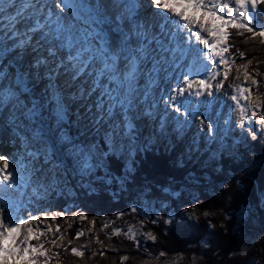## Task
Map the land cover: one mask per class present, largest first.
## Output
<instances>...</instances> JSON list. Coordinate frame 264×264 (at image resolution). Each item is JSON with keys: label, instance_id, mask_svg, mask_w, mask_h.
Masks as SVG:
<instances>
[{"label": "snow or ice", "instance_id": "1", "mask_svg": "<svg viewBox=\"0 0 264 264\" xmlns=\"http://www.w3.org/2000/svg\"><path fill=\"white\" fill-rule=\"evenodd\" d=\"M151 3L157 9L169 7L168 4H161L160 0H151ZM258 3H264V0H236L233 7L234 10L243 9L240 15L251 23L253 18L250 11L255 12ZM249 4L250 11L247 7ZM184 6L205 7L202 3ZM229 6L224 3L212 4L210 7L227 9ZM136 8V0H0V124H7L6 130L17 134L26 133V151L27 148H35V151L28 153L29 157H42L46 164H53L55 171L57 153L66 150L76 159L80 170L90 169L96 159L92 148L75 141L63 131L73 105L77 109L74 113L75 124L82 136L86 138L93 131L103 130L106 139L112 142L110 146L113 149L116 142L134 138L137 132L135 122L142 117L151 119L154 116L150 111L154 102L145 107L148 92L139 87L138 77H143L147 71L148 83H155L156 76L165 73L170 64L183 54L173 44L171 25H176L177 32L184 27L175 17L193 25L200 21L174 8L171 17L167 13L160 17L166 23L155 20L140 24ZM209 15L224 19L216 12L210 11ZM110 20L117 22L119 51L108 44L100 28ZM120 22H123V26ZM236 27L246 28L248 32L264 37V26L258 31H254V26L245 24ZM186 30L189 39L194 36L204 49H212V52L201 49L197 51V56L211 60L213 65L217 64L218 61L214 59L219 55L215 51L216 44L210 43L200 29L194 32L191 28ZM213 34L223 38L215 25V19L208 32V35ZM9 56L15 60L14 69L10 63H5ZM146 62L152 65L150 71L144 67ZM201 75L207 77L206 72H196L191 77L185 74L181 78L183 83L173 87L163 98V103L176 113L195 116L190 107L193 101L189 97H200L202 91L210 89L212 85L206 83L205 79H199L194 91H189L188 96H184V93L192 89L193 82ZM39 84H44V92L38 100H30L29 97L39 91ZM208 95L211 96L212 92L208 91ZM45 113L54 119L55 130L45 119ZM181 123L187 124V120L181 122L177 119V135L183 131ZM204 123L201 120V124ZM206 128L205 134L215 138L216 126L207 123ZM249 131L255 139L256 132ZM164 132L165 122L161 120L160 134ZM45 136L52 141L54 149L57 142L60 148L49 149ZM0 172L3 170L0 169ZM10 179L14 183L13 172L0 175V193L13 186L8 183ZM8 207L0 196V259H4V254L8 253L23 260L29 248H5L4 242L14 240L16 230L28 221L13 219L10 211L5 212ZM132 211L137 209L133 208ZM31 251L35 252L36 249L32 248ZM71 252L76 256L83 255L75 248Z\"/></svg>", "mask_w": 264, "mask_h": 264}, {"label": "trees", "instance_id": "2", "mask_svg": "<svg viewBox=\"0 0 264 264\" xmlns=\"http://www.w3.org/2000/svg\"><path fill=\"white\" fill-rule=\"evenodd\" d=\"M263 14L264 3H259L260 21ZM228 43L229 56L239 67L245 66L257 82L254 95L262 99V126L257 138L249 139L247 145L238 143L234 154L221 153L211 163H203L201 158L192 160L187 154L179 156L176 146L143 145L136 148L130 166L117 148H109L100 138L105 155L88 178L75 173L68 158L62 163L56 157L53 171V164L39 157L35 167L43 180L54 176L59 181L32 227L34 235L29 241L37 249L39 264L254 263V250L243 252L242 241L233 232L226 204L239 194L236 179L246 188L258 187L257 191L247 190L245 204L259 207L260 192H264V40L235 25L230 28ZM68 120L69 134H78L74 114ZM175 140L170 136L169 142L174 144ZM212 165L221 169L214 171ZM189 180L203 187L197 192L181 191L183 184L174 187V182ZM142 198L168 199L169 203L159 207L158 214L153 212L145 218L132 211ZM186 205L191 214L182 212ZM120 226L149 232L153 238L140 237L138 244L127 234L116 233ZM73 248L83 255H73Z\"/></svg>", "mask_w": 264, "mask_h": 264}, {"label": "rangeland", "instance_id": "3", "mask_svg": "<svg viewBox=\"0 0 264 264\" xmlns=\"http://www.w3.org/2000/svg\"><path fill=\"white\" fill-rule=\"evenodd\" d=\"M224 3H228L227 1ZM259 4V3H258ZM255 12L250 11V4L247 6L249 8L250 14L252 15V21H249L240 15L243 9L234 10L232 7H228L230 11H235L234 17H225L223 20L228 21V26L222 25L221 33L223 34V38H219L220 44L218 50H222L218 61L224 60L225 65L219 68L217 72L212 71L211 74H207V77H202L200 79H205L206 83H211L213 89L215 86L216 91L218 93L221 92V86H219V81L226 78H232L234 81V96L235 99L233 102H229L226 95L219 96L217 98V93H213L206 97L204 96L205 90L202 91L200 97H189L190 107L195 113V116L188 115L184 116L175 111L173 113L167 111L166 109H161L160 99L162 98L163 93L166 92L165 85L166 84H158V78L156 77L155 83L149 84L147 78V71H145V78L147 80V84L144 86H140L141 89H146L148 92V96L146 98L145 107H147L148 103L154 102V107L150 109L154 113V116L149 119L147 117H142L139 120H142V127L139 125L138 122H135L137 125V132L134 134V138L132 139H122L115 144V148L117 151L125 156L126 163L130 166L132 158L136 155V148H142L143 145H150V144H160L163 145L165 148L172 149L176 146V150L181 156L182 154H187L188 158L192 160H197L198 158L203 159V163H211L213 160L219 159L221 153H228L234 154L236 149L238 148V143H243L247 145L248 140L252 138L249 129L254 130L257 134L260 132V128L262 126V121L259 116L262 107V99L260 96L254 95L253 88L256 85V80L244 69V67H239L233 58L228 55V37H229V28L233 27L234 25L245 24L248 26H254V31L262 30V26H264V20L260 21L258 17V8ZM150 5H152L150 1ZM153 6V5H152ZM154 7V6H153ZM180 11L186 13L185 8H180ZM150 11H155L154 9H149ZM181 12V13H183ZM218 16H223L217 14ZM264 15V14H263ZM164 22H166L164 20ZM180 23V22H179ZM174 25V24H173ZM206 39L209 40L208 35H203ZM208 37V38H207ZM264 40V37H262ZM199 45L195 47L196 51L201 50ZM226 49V50H225ZM206 50V49H202ZM207 51V50H206ZM229 56V57H228ZM6 63H10L11 67L15 66V61L6 60ZM185 67V66H183ZM14 69V68H13ZM224 69V73L223 72ZM150 71V70H148ZM188 69H186V74ZM175 72L169 71L170 76L175 75L178 76V81L183 83L182 77L185 74L180 72L179 74H174ZM209 73V72H208ZM163 78H168L166 72L163 73ZM215 76H214V75ZM214 78L208 82V78L211 76ZM255 81V83H254ZM160 85V86H159ZM198 85V84H197ZM193 83L192 89L185 91L184 96H188L189 91H194L197 87ZM221 85V84H220ZM223 85V84H222ZM42 88L40 91L36 92L33 95L32 99L38 100L40 95L44 92V85L41 84ZM160 89V93L157 94L154 92V89ZM219 86V87H218ZM232 86V85H231ZM174 86H171L172 89ZM168 89L169 92L171 89ZM167 94H169L167 92ZM228 94V93H227ZM156 95V96H154ZM160 97V99H158ZM31 99V100H32ZM218 102V103H217ZM230 103V104H228ZM165 104V103H164ZM163 104V105H164ZM219 104V105H218ZM229 106V107H228ZM165 107H167L165 105ZM163 108V107H162ZM76 106L73 105L71 107V113L74 114L76 111ZM229 113V114H228ZM253 113H255V117H253ZM71 116V115H70ZM162 117V118H160ZM207 117V119H205ZM209 117H215V120L210 121L209 123H213L216 128L217 132L215 134V138H211L207 136L205 133L207 132L206 125L208 123ZM45 119L51 124L53 130L56 128V123L54 119L48 114L45 113ZM177 119L181 122L187 120V124L181 123V127L183 131L180 132L178 135L176 133V121ZM163 120L165 122V132L164 134H160V121ZM201 120H204V125L201 124ZM69 120L66 122L63 131H65L69 136H71L75 141L84 143L86 146L92 148V151L96 157L93 160L92 165L88 171H82L79 168V165L76 159L71 156L66 150L63 152H58L56 157L62 163H65V160L68 158L73 170L75 173L80 175L81 177L88 178L90 174L97 171V167L100 166L102 158L105 155L104 147L101 144L100 138H103L106 142V145L109 148H113L110 145L112 144L111 141H108L105 137L104 131L100 130L99 132L93 131L87 135V137H83L81 132L79 131L78 134L74 136L69 134ZM8 128L7 124H0V132L1 131H8L13 132L10 130H6ZM46 130V129H45ZM155 130V132H154ZM15 133V132H13ZM25 132H20L17 134L19 136V140L21 141V147H18L17 137L14 140H8L7 145L10 147H14L15 145V152L21 158L19 160L15 159L10 153L0 154V168H4L5 170L12 171L15 176V181L12 186V191H6L4 193H0V196L3 197L4 201L8 204V208L5 209V212H9L12 215L13 219H19L21 221L27 220V223H22L20 228L16 230L14 240H8L4 242V247L9 248L12 246H16L17 248H29V253L25 256L23 260H18L12 256H9L8 261L6 264H27V262H34V264H39L37 259V249L35 252H32V246L29 245V229H31V236L34 235V229L32 228L33 225L37 223V217L39 214L40 207L44 204L45 201L49 199V196L52 194L53 190L58 186L59 181L53 176L50 180H43V178L39 175V169L35 167V161H38V157H29L28 153L35 151V148H27L24 143V136ZM30 134V133H29ZM170 136L176 138L174 144L170 141ZM255 138V139H256ZM138 139H141L138 141ZM169 139V140H168ZM253 139V138H252ZM251 139V140H252ZM254 139V140H255ZM45 140H47V145L49 149H59L60 144L57 142L55 145V149L53 148L52 141L47 139L45 136ZM143 141V142H141ZM141 142V143H140ZM35 143V142H33ZM22 151V152H21ZM25 154V159L27 163H25L22 159L23 154ZM22 156V157H21ZM24 163V164H23ZM12 166L15 169H12ZM25 166V167H24ZM221 166L212 165V170L217 171L220 170ZM17 169V170H16ZM53 170V167L51 168ZM260 170V169H259ZM19 171L26 173L24 175L26 177H30L29 179H21V174ZM262 174L261 170L259 171V176ZM119 179V182L124 183L121 178L116 176ZM113 178V177H112ZM112 178L109 181H112ZM16 182V183H15ZM18 182V183H17ZM221 182V181H220ZM236 183L238 184V191L239 194L234 196L235 198L231 197V200L227 202V214L228 220L233 224V232L237 235V237L242 241L243 244V252H248L249 250H254V263L253 264H264V192H260V204L257 207L254 204H245V198L247 196V190L249 189L251 192L253 190L258 189L257 185H246L242 184L240 179H236ZM178 187L179 184H183L181 187V191L191 190L193 192L199 191L203 187L202 183L198 181H179L174 182ZM21 185L22 187H19ZM30 188V192L33 195L32 198H28V190ZM14 190V191H13ZM173 191V188H172ZM178 193V192H177ZM255 193V192H254ZM259 193V191L257 192ZM247 199V198H246ZM246 202V201H245ZM168 199H159V200H147L142 198L138 204H135L137 207L138 213H140L139 209H141L142 214L141 216L145 218H149L153 212L155 214L159 213V207L165 208L168 205ZM158 205V206H157ZM169 216L172 217V210H169ZM190 210L186 207L183 208V213L189 214ZM191 214V213H190ZM207 216H210V212L206 211L205 213ZM2 218V216H0ZM170 219V218H169ZM116 233H124L133 238L134 241L137 242L140 237H145L147 240H152L153 236L149 232L138 231L136 228H131L130 230H125L123 226L118 227L115 229ZM146 241V240H145ZM139 244V242H137ZM8 255V253H6Z\"/></svg>", "mask_w": 264, "mask_h": 264}, {"label": "bare ground", "instance_id": "4", "mask_svg": "<svg viewBox=\"0 0 264 264\" xmlns=\"http://www.w3.org/2000/svg\"><path fill=\"white\" fill-rule=\"evenodd\" d=\"M214 1L217 0H160L161 4H168V9H164V8H160L157 9L155 11H150L149 8H147L150 0H136V4H137V8H136V16L138 18V22L140 24H144L145 21H149V22H154L155 20H160L161 23H166L164 22V20H161L160 17L164 16L165 13L168 14L169 17H171L173 15L172 13V9L175 8L176 11L178 12H183L180 11V8H185L187 10L186 14L189 16H195L197 18H199L200 23L199 24H187L185 25V21L180 20L179 17H175L176 20H178L179 22L182 21V25L184 27L181 28V30L179 29V31L177 32L176 29V25H171V27L173 28V33L174 36H177V40L173 42L174 46L176 47V49L180 52H182L183 54L179 57V59H176L174 63H171L168 70L166 71L167 77L168 78H163L164 74H158L156 77L158 78V84H166L165 85V90L166 92L163 93L162 98L160 99V97H158V99H160V105L161 109H166L167 111L173 113L174 110L171 107H165V104L163 103V98L167 95V92L169 93V88L171 86H176L177 84H181V82L178 81V76L175 75H168L169 71L171 70L172 72H175L174 74H179L180 72H182V74H186V69H188V75L191 77L192 75H194L196 72H200V73H207V74H211L212 71L217 72L219 70L220 67H222L223 65H225V61L223 60L222 63H220L218 61V57L221 53L220 50H218L217 48H219V44H220V40L219 38L221 37L219 34H213V35H208L209 30L212 28V21L213 19H215V25L218 29H220V33H221V29H222V25L225 24L224 26L227 27L228 21L227 20H221V19H216L213 16L209 15V12H216L217 14L223 15L225 17H234L235 16V11H230L228 8L227 9H223V8H212L210 7L209 3H213ZM228 2V4L230 5V7H232V9H234V5H236V0H218L216 5H222L224 4V2ZM189 3L192 4H196V3H202L205 5V7H202V9H200V7H185L184 5H188ZM177 5H180V7H176ZM155 8V7H154ZM185 13V12H183ZM151 15V16H150ZM121 26H123V22H120ZM201 25H203V27L201 28ZM229 27V26H228ZM100 28L102 29V33L105 36V38L107 39L108 44L115 49L116 51H119V44H120V40H119V32L117 31V22L114 20H110L109 23L107 24H103L100 26ZM187 28H191L192 31L193 29L197 30L200 29L201 30V34L202 35H208L209 36V42L210 43H215L216 44V49L215 51L219 53V55L215 56L214 59H216L218 61L217 64L213 65L211 63V60H203V58H198L197 56V52L195 50V47H197V45H199L200 47H204L202 44H198V42L196 41L195 37H193L192 43H188V44H182L181 41V37H185L187 35V33H189L186 29ZM127 30V28H125V31ZM149 30H152L151 28ZM208 38V37H207ZM186 45H189V48L186 47ZM184 49H183V48ZM209 52H212V49H206ZM9 62L11 60L15 61L11 56L8 57ZM193 62V64H191V62ZM203 61V62H201ZM6 63V61H5ZM15 66H13V68H16V64H14ZM122 66V65H121ZM185 66V67H183ZM145 69L147 70H151V63L146 62L144 65ZM209 72V73H208ZM224 73V69L223 72ZM146 74L144 72L143 77H138V84L139 87L140 86H144L145 84H147V80L145 78ZM204 77V75H201L199 77L196 78V80L193 82L195 85L198 84V80L200 78ZM234 80L232 78H225L221 81H219V86L220 84H223L221 86V92L218 93L216 91V87L215 86L213 89H206L204 96L206 97L208 95V91H211L213 93H217V98L219 96H223L226 95L227 99L229 100V102H233V97L234 96V87L233 82ZM44 85V84H43ZM232 85V86H231ZM160 86V85H159ZM218 86V87H219ZM39 87V91L41 90L42 86L41 84L38 85ZM154 89V92L159 94L160 93V89L157 88V86ZM171 89V88H170ZM228 93V94H227ZM156 96V95H154ZM33 98V96H30L29 99L31 100ZM218 103V102H217ZM164 104V105H163ZM230 104V103H228ZM219 105V104H218ZM163 107V108H162ZM229 107V106H228ZM229 114V113H228ZM162 118V117H160ZM215 117H209L208 123L212 120H215ZM139 123V125H141L142 127V120L137 121ZM17 137V143H18V147H21V141L18 139L19 136L17 135V133H13V132H8V131H1L0 132V154H6V153H10L13 157H15V159L19 160L21 159L18 154L15 152V145L13 148L8 146V140L12 139L14 140V138ZM22 152V151H21ZM24 157H22L23 161L25 162V154L22 153ZM1 156V155H0ZM27 163V162H25ZM24 164V163H23ZM25 167V166H24ZM3 170V172H0V175H4L7 174L8 172H10L8 169L5 170L4 168H0ZM12 169H15L12 166ZM17 170V169H16ZM12 172V171H11ZM19 174H21V179H29L30 177H26L24 175H27L26 173H23L22 171H19ZM14 175V174H13ZM13 182L11 179L8 183ZM16 183V182H15ZM18 183V182H17ZM19 187H22L21 185H19ZM30 188L28 190V198H32L33 195L30 192ZM7 191H12V187L7 188ZM14 191V190H13ZM4 259H0V264H6L9 258V255L4 254Z\"/></svg>", "mask_w": 264, "mask_h": 264}, {"label": "water", "instance_id": "5", "mask_svg": "<svg viewBox=\"0 0 264 264\" xmlns=\"http://www.w3.org/2000/svg\"><path fill=\"white\" fill-rule=\"evenodd\" d=\"M215 76V75H214ZM214 76H212L210 79H209V81L208 82H210L213 78H214ZM139 211H140V213L142 214V211H141V209H139Z\"/></svg>", "mask_w": 264, "mask_h": 264}]
</instances>
